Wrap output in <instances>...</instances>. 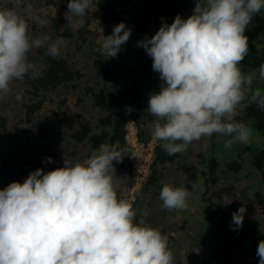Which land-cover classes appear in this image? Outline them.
<instances>
[{
	"label": "clouds",
	"instance_id": "9594fccd",
	"mask_svg": "<svg viewBox=\"0 0 264 264\" xmlns=\"http://www.w3.org/2000/svg\"><path fill=\"white\" fill-rule=\"evenodd\" d=\"M91 0H70L64 15L67 25L83 24ZM23 0L0 7V98L15 80L30 71L32 49L46 48V55L60 56L66 41L29 36V23L19 9ZM264 9V0H204L196 3L187 19L177 15L163 23L151 38L138 41L152 58V68L163 82L150 95L147 111L156 122L154 138L164 141L169 155L185 152L202 136H231L226 142L247 144L252 129L235 122L237 109L248 100L264 109V93L253 89L264 81V64L243 74L240 62L249 50L246 28ZM38 23L45 21L36 18ZM121 22L105 37L102 53L116 57L130 38ZM17 101L22 94H16ZM118 144H101L82 163L65 160L64 166L29 173L0 190V264H173L168 237L147 223L145 210L137 218L132 204L118 199L113 185V161L122 162ZM46 162L54 163L51 157ZM192 190L165 183L159 193L162 207L186 210ZM245 207L232 214L233 230L242 227ZM258 264H264V240L258 243Z\"/></svg>",
	"mask_w": 264,
	"mask_h": 264
},
{
	"label": "rangeland",
	"instance_id": "374dc122",
	"mask_svg": "<svg viewBox=\"0 0 264 264\" xmlns=\"http://www.w3.org/2000/svg\"><path fill=\"white\" fill-rule=\"evenodd\" d=\"M48 0H23L19 12L29 23V36H48L51 40L58 37L50 27L53 9L45 3ZM198 1L195 0H110L117 6L120 20L111 17L103 18L97 0H91L90 7L85 12L90 23L87 31L94 34L97 51L104 64H109L114 78L105 81V86L112 88L114 80L127 82L137 89L143 100L141 129L133 120L125 123V143L129 149L123 154L122 162L113 161L115 175L113 185L118 199H124L132 204L137 212V218L145 210L148 212L147 223L159 228L168 237V248L173 254V264H258V243L264 240V215L259 211L248 212L247 204L252 201L255 192H264V167L255 169L251 159L264 148V137L257 132L251 123L245 124L252 129L249 143L233 141L230 146L226 142L231 136L214 133L194 140L185 152L180 153V166H194L204 170V159L214 154L219 163L218 176L220 185L216 188L206 186L200 172L186 174L183 170L170 165L164 170L167 183L173 187H186L192 190L196 185L193 198L188 201L186 210L169 211L162 207L159 196L144 191V186L150 175V166L154 159V148L158 139L154 138L152 126L156 117L148 111L150 95L160 91L159 73L150 65L145 49L138 46L140 37L136 34L133 24H125L131 30L129 40L121 46L116 57L108 58L102 53L104 36L112 34L115 25L125 20H136L143 25V30L151 38L165 22L170 25L177 15L187 19L193 14ZM204 0H199V3ZM10 6V0H0V7ZM258 14L264 15V9ZM39 18L44 23H38ZM84 18V17H83ZM82 18V19H83ZM84 21V19H83ZM84 23V22H83ZM82 24H75L78 27ZM245 36L248 44L253 41V31L246 28ZM87 46L83 50H75L66 42L59 57L66 58L70 65L84 77L80 80V88L65 106L61 104V95H49L42 112L38 113L32 123L25 119L22 103L25 102L22 80L13 81L12 91L0 98V119L4 126L0 128V167L3 163L10 164L11 172L19 174L21 169L29 173L37 168L45 172L64 166V161L83 162L87 159V147L70 139L83 118H90L95 124L99 113L92 109L91 100L85 98L86 88L95 87L97 73L93 66V58L89 55ZM38 51L46 53V48L32 49L28 60ZM32 63V61L29 60ZM239 66V65H238ZM243 74L256 72L258 69L239 66ZM259 87L264 93V81H254L253 89ZM21 93L22 99L17 101L16 94ZM81 97L82 102L76 103L75 97ZM246 101H243V105ZM52 122L62 130V144L55 147L39 137L38 124ZM145 133V134H144ZM142 134V138L140 137ZM144 134V135H143ZM201 155V157H197ZM241 167L238 172H228L226 164L238 159ZM51 157L54 163L46 162ZM10 172V169H8ZM10 172V173H11ZM9 173V174H10ZM6 178L0 171V190ZM245 207L243 224L238 230H233L232 214L240 207Z\"/></svg>",
	"mask_w": 264,
	"mask_h": 264
},
{
	"label": "trees",
	"instance_id": "16d2710c",
	"mask_svg": "<svg viewBox=\"0 0 264 264\" xmlns=\"http://www.w3.org/2000/svg\"><path fill=\"white\" fill-rule=\"evenodd\" d=\"M195 1L199 2V0ZM69 2L70 0H48L45 2L54 11L50 20V27L55 35L71 45L74 51L78 49L83 50L84 45L87 46L86 49L93 58V66L97 73V79L94 88L90 86L86 88L85 98L91 100L92 109L97 110L99 113L95 124L92 123L90 118H83L79 122L78 128L70 133L69 137L75 143L87 147V158L90 157L92 152L97 151L101 144H118L123 154L127 155L129 149L125 143V123L127 119H131L141 129L143 124L142 113L144 110L142 95L125 81L118 82L114 80L112 88L105 86V81L114 78L111 67L109 64L103 63L104 61L97 51V45L93 38L94 34L87 31V26L90 23L89 20H86L87 17L84 16V23L78 27L67 25L64 15L68 11L67 4ZM97 2L103 18L111 17L120 20L116 11L117 6L111 4L110 0H97ZM163 22L167 23L165 20ZM123 23L133 24L136 34L141 40L148 38L143 30V25L139 24L136 20L129 19ZM248 29L253 31L254 37L253 41L249 43L247 55L240 62L239 66L258 69L264 64V15H254L251 26ZM147 58L152 66V58L148 55ZM29 60L36 66V72L39 73L36 75L30 71L22 80L23 97L25 99V102L22 103V109L24 110L25 120L28 123H32L36 115L42 112L49 95H61V104L65 106L66 102L73 98L76 90L80 88V80L84 75L74 69L66 58L59 56L53 58L42 51H38ZM75 98V104L83 101L79 96ZM245 101L237 109L238 115L234 117V121L243 124L251 123L254 129L264 137V109L258 107L256 103H249L248 100ZM3 124L4 122L0 119V126ZM38 125L39 137L42 140L50 142L55 147L61 146L63 141L62 130L58 125L47 122L46 119ZM140 137H143L142 134H140ZM163 143L165 142L158 140L154 148V159L150 166V175L144 186L146 193L152 194L153 198L156 195L159 196L164 185L163 183L166 180L164 170L170 165H175L177 169L183 170L186 174L200 172L206 186L216 188L220 185L218 176L220 163L214 154L210 155L207 159H202L205 166L204 170L199 171L194 166H180V153L169 155L163 149ZM238 156V159H233L226 164L228 172L239 171L242 156ZM197 157H201V155H197ZM251 164L257 170H261L264 167V148L252 157ZM8 169L11 172V167L8 163H3L0 167L2 175L6 178L2 189L13 181L22 183L29 175V172L25 169H21L19 174L10 173ZM246 208L248 212L259 211L264 215V192H255L252 201L247 204Z\"/></svg>",
	"mask_w": 264,
	"mask_h": 264
}]
</instances>
